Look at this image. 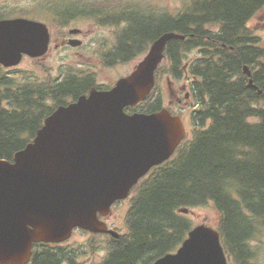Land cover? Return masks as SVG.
Returning <instances> with one entry per match:
<instances>
[{"label":"trees","instance_id":"16d2710c","mask_svg":"<svg viewBox=\"0 0 264 264\" xmlns=\"http://www.w3.org/2000/svg\"><path fill=\"white\" fill-rule=\"evenodd\" d=\"M259 1L220 0L209 9L204 0H191L175 12L160 7L155 13L152 8L148 16L130 18L121 38L128 42L124 47L130 59L163 32L184 34L183 39L167 41L164 59L156 69L163 66L168 75L179 77L185 52L194 47L202 50L206 12L237 26L253 2ZM62 9L52 8L61 15L59 22L74 16ZM203 65L200 58L193 62L198 107L192 114V138L182 140L166 161L131 188L128 232L108 242L110 250L101 264L147 263L173 249L192 226L178 208L210 202L218 214L216 229L226 254L234 264H255L250 241L259 225H264V97L251 89L244 91L221 72L216 61L206 80ZM17 73L0 66V158L8 160L33 137L56 105L75 99L95 79L92 71L74 68L48 79ZM153 89L146 100L125 109H158L159 96ZM42 255L44 259L35 264H56L58 254L53 249Z\"/></svg>","mask_w":264,"mask_h":264},{"label":"water","instance_id":"95a60500","mask_svg":"<svg viewBox=\"0 0 264 264\" xmlns=\"http://www.w3.org/2000/svg\"><path fill=\"white\" fill-rule=\"evenodd\" d=\"M48 38L41 21L0 19V64L14 66L22 54H43ZM171 38L184 35L161 33L110 88L92 86L57 105L10 160L0 158V264H25L32 243L60 242L74 227L119 235L99 216L127 197L151 167L168 159L185 134L181 117L165 107L124 111L149 94ZM178 211L186 213L188 208ZM149 264L228 263L218 230L201 222L187 231L174 252Z\"/></svg>","mask_w":264,"mask_h":264},{"label":"flooded vegetation","instance_id":"af4514ba","mask_svg":"<svg viewBox=\"0 0 264 264\" xmlns=\"http://www.w3.org/2000/svg\"><path fill=\"white\" fill-rule=\"evenodd\" d=\"M204 1L205 6L207 5V7L210 9L211 7L215 6L217 1L220 0ZM152 3L153 7L151 6ZM253 4L251 5L245 17L239 21L237 26H231L227 24L223 18L211 16L209 12L205 13V18L203 19L202 23V50L200 51L198 47H194L197 48L200 53L196 58H190L185 65V70L187 71L185 76H188L190 83L188 88L186 84H183L182 90L184 99L191 100L190 105H195L198 107V102L195 100L194 81L197 78L193 73V62L199 58L204 62L203 66L206 80L209 79L212 63L216 61L218 62L221 72L225 73V75H228L229 79L240 83L244 91L247 92V90L251 89L260 97H264V41L262 40L261 36L258 35L259 30L261 32L264 31V0L256 2L255 5ZM56 5L60 10L63 8L67 12L73 13L74 16L69 18L66 22H59L61 15H56L52 18V20L54 19L57 21L55 25H57V29L61 31V38L59 39L57 37L58 41L54 43V46H68L70 48H77L82 46L88 37L92 36V30L100 27L108 28L110 30L109 39H100L98 45L94 49V56L90 57H97L98 61L105 66L125 63L129 60L128 49L124 47L125 45H128V42L121 38V31L128 30L130 18L135 17V19H139L144 16H148L152 8L155 13L160 9L159 3L154 1L152 2L151 0H60L55 2L53 5H48V11L51 10L52 12V8ZM14 17H25L41 21L39 19L22 15L13 16L11 13L0 14V19ZM77 18L91 20L90 25L94 28L87 29L84 26V22L76 24L75 20ZM52 20L49 18V21ZM45 25L47 26L49 34L47 46L48 49L51 42V34L49 31V26L46 23ZM64 29H66V31ZM121 39L123 40L122 46ZM72 40L76 45L70 43ZM89 41H92V39H89ZM46 51L39 56H29L27 54H22L21 59L23 57L37 59L44 55ZM86 56L87 55H84V53H78V57L84 58ZM106 62H110L111 64H105ZM12 67L14 66H6L5 68L10 70L13 69ZM59 76H61V71L58 73L57 77ZM113 83L99 84L96 82V79H94V83L90 85L87 90L92 86L97 89H107ZM87 90L83 93H87ZM172 97L176 99L177 103L182 101L181 97H179V95L173 90ZM70 100L72 99H69L68 101ZM169 111L173 114H177L176 112H172L170 109ZM109 214L106 216H100V218L106 223L107 228H111L107 223V217ZM126 227L127 229L123 233H120L117 229L116 231L119 232V235L125 234L128 232L127 223ZM74 231H80V233L88 234H104L107 235L108 242L110 240H116L119 237V235L117 237H112L107 232L96 233L75 227L72 229L70 236L61 242H39L37 245L32 246L29 260L26 264H35L37 260L41 262L44 259L42 253H45L46 250L52 249L58 254L56 264H101L110 250L109 247H105L106 249H104V255L102 256L101 260L92 262L89 259L90 261L85 260L83 262L81 259L86 250H81L82 247L66 245ZM186 234L187 232L184 233V237ZM182 240L173 249H170L166 252H174L181 244ZM86 257L87 256H85L84 259ZM155 258L151 259L147 263L144 262L135 264H149Z\"/></svg>","mask_w":264,"mask_h":264},{"label":"rangeland","instance_id":"374dc122","mask_svg":"<svg viewBox=\"0 0 264 264\" xmlns=\"http://www.w3.org/2000/svg\"><path fill=\"white\" fill-rule=\"evenodd\" d=\"M60 0H0V14L11 13V15H22L27 17H32L45 22L49 26V31L51 34L50 45L44 55L34 59L29 57H23L21 61L11 69L14 73L18 71L19 75L28 74L29 76H34L40 79H48L52 76H57L61 71L66 73L68 69L74 68L76 72H84L85 70H90L94 73L96 82L99 84H110L113 83L119 76L129 73L136 62L143 55L130 58L125 63H118L112 66H105L101 64L97 57L90 58L94 56V49L99 43L100 39L110 37V30L108 28H97L92 30V36L86 39V42L77 48H70L68 46H54V43L58 41L61 37V31L57 29L56 20H52L56 14L52 13L51 10L48 11V5L55 4V2ZM152 2H158L161 8L167 9L170 12H175L180 9L181 6L191 0H151ZM153 7V3L151 4ZM57 7V5L55 6ZM54 7V8H55ZM51 18L52 21H49ZM84 22V26L87 29H93L94 27L90 25L91 20L77 18L75 20L76 24ZM86 22V23H85ZM66 31V29H64ZM258 35L261 36L264 41V31H258ZM58 37V38H57ZM92 39V41H89ZM94 41V42H93ZM78 53H84L87 55L84 58L78 57ZM199 50L193 48L185 52L183 57V65H186L188 60L192 57H197L199 55ZM184 70V68H183ZM21 72V73H20ZM24 72V73H22ZM186 70L179 77H174L168 75L164 71V67L161 66L156 72L155 76V94L159 96L160 107L164 106L169 108L172 112H176L181 116L185 134L182 141H188L192 138L193 132V120L192 114L197 110L195 105H190L191 100L184 99L182 85L186 84L189 87V78L186 77ZM172 90L175 91L179 97H181V102L177 103L176 99L172 97ZM207 123V122H206ZM205 124V122H204ZM133 194L130 190L129 195L124 199L118 200L111 206L110 214L107 217V223L109 227L117 229L120 233L126 231V212L130 204V198ZM185 215L191 221L192 226L201 222L215 227L218 223V214L215 210L213 204L207 203L205 205H196L189 207ZM258 233L250 241L252 250V260L255 264H264V225H259L257 228ZM221 241V240H220ZM108 244L107 235L104 234H88L80 233V231H74L70 239L67 241L66 245L74 247H82L81 250H86L81 261H99L104 255V249ZM222 244V243H221ZM223 246V245H222ZM87 256L85 259L84 257ZM145 259H148L146 256ZM227 263L234 264L231 257L227 254ZM90 259V260H89Z\"/></svg>","mask_w":264,"mask_h":264}]
</instances>
